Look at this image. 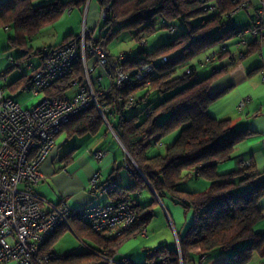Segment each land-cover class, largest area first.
Segmentation results:
<instances>
[{
    "label": "trees",
    "instance_id": "obj_1",
    "mask_svg": "<svg viewBox=\"0 0 264 264\" xmlns=\"http://www.w3.org/2000/svg\"><path fill=\"white\" fill-rule=\"evenodd\" d=\"M35 1L7 0L0 6V27L12 25L15 36L10 39L11 44L13 47L25 49L19 59H24L32 52L25 45L40 29L58 20L67 8L81 5L87 0H58L40 6H35ZM103 2L111 3L114 9L113 14L102 21L100 34L97 36L106 47L108 42L125 29L137 28L134 35L136 39L141 33H145L147 39L157 28L168 29V25H174L176 21L185 24L187 29L172 41L161 44L153 52L141 50L133 59L127 56L125 69L131 74L133 81L124 83L120 90L113 89L100 97L101 102L110 103L112 98L122 96L126 99L137 93L138 99L132 108L134 109L147 102L153 92L163 96L149 106L147 111L152 112L150 115L146 112L143 118L139 114L128 116L130 110L124 111L123 100L113 121L114 130L129 154H125V162L134 182L129 187L119 185L116 172L120 166L114 169L115 175L106 182L118 183V189L112 195H117V198L128 195L132 198L137 220L131 230L115 239L83 226L85 231L99 240L102 248H90L85 253H71L66 256L60 254L58 264L101 261L103 252L114 255L111 249L113 245L134 230L146 227L155 216L154 205L157 201L154 200L146 206L135 203L131 193L143 188L155 191L159 199L170 196L185 212L192 211L194 219L186 233L179 235V243L177 241L175 248L164 244L157 246L146 251L143 262L129 261V264H204L209 253L216 250L229 254L226 264H250L256 258H263L264 232L258 225L264 220V213L259 207L264 197V181L259 179L254 163L226 173L219 170L222 163L231 160L236 146L249 131L231 129L230 118L216 119L208 111L209 106L226 92L213 96L210 93L213 83L253 51L261 39H248V50L242 47L245 50L244 57L239 56L241 47L238 54L233 55L231 46H237L238 34L242 28L238 29L233 24L234 16L227 15L233 9L231 0ZM211 6H215L216 10L212 11ZM255 13L256 17L258 13ZM158 18L162 20L160 25H156ZM196 19L198 22L193 24L192 21ZM175 25L177 30L174 33L179 29ZM221 30L223 33L218 37L217 33ZM78 36L79 34L67 35L53 50L64 47ZM36 53L43 58L46 55L43 49H38ZM171 54L174 56L170 57ZM163 56H167L166 62H162ZM225 56L229 57L227 64L212 68L205 77L198 78L200 70L204 72L211 63ZM206 57L210 58L207 62ZM146 64L153 65V71L147 77L150 79L149 84L146 82L147 78L137 79L135 74L137 69ZM180 67L183 69L179 74ZM186 68L191 72L185 73ZM83 78L79 62L74 74L65 80L72 84ZM67 87L58 91L49 90L47 94L63 96ZM104 125L102 116L93 105L74 115L63 130L69 135H95ZM176 131L178 134L164 154H150L152 140H155L156 145L163 146L162 140ZM190 178H203L210 184L200 192L182 189V181ZM60 236L61 233L57 231L48 240L43 251H52V245Z\"/></svg>",
    "mask_w": 264,
    "mask_h": 264
},
{
    "label": "built area",
    "instance_id": "obj_2",
    "mask_svg": "<svg viewBox=\"0 0 264 264\" xmlns=\"http://www.w3.org/2000/svg\"><path fill=\"white\" fill-rule=\"evenodd\" d=\"M233 9L227 13L233 17L241 11H247L252 17L251 25L239 31L241 47L239 56L244 57L249 38L264 39V0H231ZM212 11L216 10L211 6ZM258 15L255 17L254 13ZM114 12L111 3L99 0V21H105ZM174 33L177 26L168 25ZM141 45L147 43L146 34L139 35ZM95 61L109 79L107 87L95 88L92 80L94 67L88 59ZM126 54L112 55L109 49L97 39L94 31L84 26L79 36L57 50L49 49L42 64L31 77L29 91L37 95H46L32 106L25 108L12 97L4 95L0 88V264H58L60 254L54 251H43L48 240L62 226H71L73 219L94 232L104 233L110 239L126 234L137 220L132 198L121 196L112 202L73 206L68 200L60 201L45 208L43 198L35 192V187L43 178L39 169L51 150L56 146L58 135L71 121L72 117L91 106H95L109 130L119 140L113 126L118 106L123 102L124 111L131 110L137 102L138 95L133 93L124 99L122 96L112 98L110 103L100 101V97L109 91L120 90L124 83L132 82L133 77L125 69ZM162 62L168 60L162 57ZM210 58L206 57L205 61ZM11 61L15 59L11 57ZM81 62L84 67L86 83L70 96H49L57 82L74 74L75 67ZM153 71V65L146 64L136 70L137 79L147 78ZM189 68L185 73H190ZM6 80L5 77H2ZM102 77L96 81L101 85ZM264 79V73H263ZM147 84L150 79L147 78ZM245 101H241L242 108ZM148 115L151 110L147 111ZM120 141V140H119ZM162 144V143H160ZM126 150V149H125ZM104 151H95L94 157L102 159ZM253 163L251 159H240L239 166L246 167ZM89 186L93 191L111 194L118 189L114 181L101 183V173L96 172L90 179ZM146 234V230L144 231ZM179 243V241H178ZM103 260V261H102ZM101 261H90L84 264H129L127 257L116 259L115 254L103 252Z\"/></svg>",
    "mask_w": 264,
    "mask_h": 264
},
{
    "label": "crops",
    "instance_id": "obj_3",
    "mask_svg": "<svg viewBox=\"0 0 264 264\" xmlns=\"http://www.w3.org/2000/svg\"><path fill=\"white\" fill-rule=\"evenodd\" d=\"M5 1L7 0H0V6ZM252 3L256 6L257 0H252ZM78 6L80 7V5ZM98 9L99 6L97 4L92 7L90 6L87 16V24L89 23L90 29H93L96 36H99L98 33H100L102 23L98 19ZM90 14L91 17H89ZM236 15L233 17L234 25ZM246 17L248 21L241 27L242 29L251 25V17L248 14ZM262 17L264 21V11ZM77 29L76 27L70 28V32L68 33L74 34L78 31ZM43 32L45 31L42 28L36 35H42ZM14 36L15 29L12 25L0 27V78H6L3 82L4 95L12 97L21 104H26L31 94L28 88L30 79L43 60V56L37 54L36 51L43 49L46 52L60 45L62 41L53 45L45 41L46 39H42V42L37 46L36 41L32 38L25 45L32 52L24 59H19L25 52V49L13 47L10 39ZM234 47L231 46L232 53L233 55H237L239 47ZM107 48L111 52L110 47L107 46ZM244 49L248 50V47H244ZM11 57L15 59L14 62L11 61ZM228 58V56H225L214 61L205 71L227 64ZM88 64L95 68L92 73L95 74L94 80L92 79L94 87H107L109 79L104 76L100 67L95 66L94 59L89 58ZM81 67L83 78L84 67L82 64ZM263 73L264 39L259 42V45L253 51H250L248 55L236 62L227 73L217 79L210 89V93L213 96L223 91L226 92L209 106V114L216 119L230 118L231 129H247L249 131V134L236 146L231 160L220 165L219 170L222 173L239 169L240 159H251L258 170L259 179L264 181ZM97 77H102L101 85L97 83ZM85 83V78L72 84H68L66 80H63L57 82L51 90L58 91L68 86L63 91V96L70 97L78 91L80 85ZM243 100L245 101V105L240 108L239 104ZM62 137L63 139H61ZM100 150L105 152V156L102 159H96L94 152ZM125 154L126 150L124 146L113 132L109 130L106 123L95 135H69L66 130H62L57 137L56 146L39 167L43 173V178L35 187V192L43 198V205L48 209L63 200H68L75 207L112 202L117 199V195L93 191L89 186V182L96 172L101 173V183L106 182L115 175L114 169L120 166V169L116 172L118 174V183L123 187H129L134 182V179L129 167L126 165L125 160L127 155ZM209 184L210 182L203 178H190L182 181L181 188L190 192H200L205 190ZM131 196L135 200V203H140L143 206L149 205L156 200L157 202L154 205L155 216L145 227L146 234L141 232V229H137L122 239L116 247L113 245L116 259L120 260L123 257H127L129 261L143 262L147 250L163 244L172 247L173 242L166 236L162 237L159 235L161 234V230L155 227L158 218H163L161 221L163 228L167 227L166 224H169L173 228L175 232L173 240L175 246L177 244V237L184 235L193 223V212H185L184 208L180 204L175 203L168 195L159 199L155 191L150 188H143L142 190L133 191ZM259 207L264 213V197L261 199ZM83 226L86 227L79 220L73 219L71 226L60 227L58 232L61 233V236L52 245V251L66 256L71 253H85L90 248L101 249L102 246L99 240L85 231ZM86 228L88 229V227ZM258 228L264 232V220L258 225ZM68 232L75 234L81 240V243L78 246H74V248L65 250L61 242ZM115 250L118 252L115 253ZM228 261V253L216 250L209 253L204 264H226ZM250 264H264V257L256 258Z\"/></svg>",
    "mask_w": 264,
    "mask_h": 264
},
{
    "label": "rangeland",
    "instance_id": "obj_4",
    "mask_svg": "<svg viewBox=\"0 0 264 264\" xmlns=\"http://www.w3.org/2000/svg\"><path fill=\"white\" fill-rule=\"evenodd\" d=\"M58 1V0H36L34 2L35 6H40V5H45L49 4L51 2ZM61 1H68V0H61ZM89 4L92 7L93 5L97 4L99 6V0H87L85 3L81 4L80 7L77 5L71 6L70 8H67V10L61 15V17L56 20L54 23L49 25L48 27L43 28L45 32H43L42 35H35L33 39L36 41L37 46L40 44L42 39H46L45 41L49 42L50 44H58L61 41L63 42L65 36L69 34L70 28L76 27L78 28L74 34H80L84 28V26H87L88 29L89 23L87 24V16H88V10H89ZM99 10V9H98ZM91 13V11H90ZM98 13V19H99V11ZM247 11H243L242 13L238 14L234 18L235 25L237 28H241L247 19ZM91 17V14L90 16ZM198 22V19L193 20L192 23L195 24ZM162 23L161 19H157L156 25H160ZM179 26V29L176 33H171L168 31L167 28H157V31L152 32L148 35L147 38V44L142 47L139 43L140 40L139 38L136 39L135 32L137 31V28L133 29H125L121 32H119L110 42H108V46L111 49V54L118 56L120 54H126L130 58H135L138 53L141 50L147 51V52H153L156 48H158L161 44L168 43L169 41H172L175 37L179 36L180 34L184 33L187 29V26L179 21H176V23ZM50 27V28H49ZM228 28V27H226ZM138 29H141L138 28ZM69 30V31H68ZM106 30L103 31L105 33ZM223 33V30L217 33V36L220 37ZM100 34V33H98ZM138 40V41H137ZM61 42V43H62ZM233 48H235L233 46ZM174 54H171L170 57H173ZM183 67L178 68V73L180 74L181 70ZM203 71V70H202ZM201 70L198 73V78H203L207 74H209V71H204L202 72ZM95 74H92V79L94 80ZM5 80L1 77L0 78V88L3 87V82ZM139 94V93H138ZM46 94L41 92L37 95L30 94L27 103L23 104L25 108H31L32 106L36 105L39 103L45 96ZM157 94L156 92H153L151 94V97L149 100L145 103L139 104L136 108L128 111V116H133L135 114H139L141 118L144 117L145 113L147 110L150 108V105H154L156 102H158L160 99L163 98ZM178 134V131L174 132L173 134L169 135L168 137L164 138L162 141L164 143L163 146L156 145L155 140H152V146L150 148V154H155V153H165L166 149L172 145L173 139L175 135ZM63 139V137L61 138ZM61 141V140H60ZM127 155H129L126 152ZM164 219L166 220V217L164 216ZM163 218H158L156 221L155 227H158L161 230V235L162 237H167L169 238L173 243H172V248H175V243H174V235L175 232L172 227H170L169 224H166L167 227L163 228V225L161 221ZM166 222V221H165ZM141 232L144 233L146 230L145 227L140 228ZM150 232V231H149ZM131 234V233H130ZM122 241V240H121ZM120 241V242H121ZM178 241V237H177ZM120 242L114 245L116 247ZM81 243V240L72 232H68V234L63 238L61 245L65 250H69L71 248H74V246H78ZM113 250V246L111 247ZM118 251L115 250V253ZM103 261V260H102Z\"/></svg>",
    "mask_w": 264,
    "mask_h": 264
}]
</instances>
